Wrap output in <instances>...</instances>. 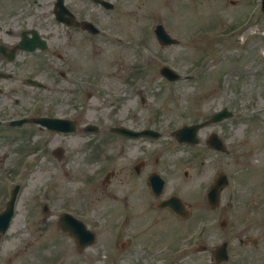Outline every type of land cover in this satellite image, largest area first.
I'll return each mask as SVG.
<instances>
[{"label": "rangeland", "instance_id": "374dc122", "mask_svg": "<svg viewBox=\"0 0 264 264\" xmlns=\"http://www.w3.org/2000/svg\"><path fill=\"white\" fill-rule=\"evenodd\" d=\"M148 3H150V7H148ZM253 4L254 1L250 4V0H234V4H231V0H188L186 3L179 0H140L134 2L132 6L119 9V12L127 13L123 14L118 22L121 29L137 32L141 26L147 25L148 13H152L164 16L173 27L172 29L182 35L183 44L170 46L171 48L165 50L163 56L173 60V64L182 74L186 72L194 74V79L174 82L168 86L167 82H162L156 76V82L153 81L147 87V104L142 107L143 116L153 114L155 116L154 126L160 127L164 135L172 127L201 119L202 116L209 115L224 104H229L230 108L243 114L240 119H233L232 122L227 120L225 125L224 122L221 124L223 126L222 134L226 135L230 141L229 144L235 147L236 151L233 152V155L241 157V154L243 156L247 154V160L250 163L244 174L239 177L238 175L243 173L241 168H245L246 163H239L240 168V166L233 165L235 161L232 159L227 160L229 174L237 176L238 181L234 180L226 191L235 190L237 185L238 199H234V202L224 203L226 210L223 206L201 214L200 199L196 197L195 193L187 192V189H191V185L194 186V189L198 188V183L202 178V172H197L199 167H196L194 174L192 173L187 179L186 189L180 192L191 209L188 219L181 222H186L183 224L188 225L189 222L198 223L202 217L209 220L202 230L201 238V243L207 244L209 250L188 252L180 256L177 264H213L211 249L216 246L218 241L226 237H230L232 241L231 251L233 253V259L227 264H264V211L262 205L264 195V71H259L263 62L264 37L261 31L254 34L258 28H263L264 16L261 15L254 19L251 24L245 22L247 13ZM129 12L132 14H128ZM231 26H235L232 35L225 32V29ZM251 26L253 27L247 34H244L249 39L242 43V34L238 33ZM243 46L246 49L240 52L239 49ZM154 47L160 51L157 45L154 44ZM224 47L226 50L223 53ZM258 59L261 61L257 62ZM220 80L222 84H220ZM92 103L94 109L105 110L103 105L96 100H93ZM254 111H261V113L251 114ZM96 115L94 114L93 121H95ZM60 141L62 142L63 139ZM76 141L78 140L68 139V143ZM140 142H142V147L152 145L146 139H142ZM135 143L132 141L131 146ZM68 149L72 154L69 168L71 170L84 168V171H81V177H78L77 173L75 175L73 173L71 177L74 179H72L65 173L64 168L60 166L59 158L55 153L52 154V149H49L39 166L24 178L25 186L22 199L18 204L19 210L14 217L9 236L0 244L5 245L7 249L10 248L13 252L29 240L26 253H14L16 254L12 259L14 264L20 261L43 264V255H49L51 252L46 248V253L40 250L42 248L37 243L41 242L33 234L31 228L34 226L33 221L27 215L33 191H43L44 195L51 196L54 199V207L59 206L60 202L57 198L87 197L95 190L103 191L104 186L101 188L95 186L94 183L88 185L86 182V179L88 181L91 177L93 166H90L86 159H82V154L73 150L71 146H68ZM13 152L14 163L15 149ZM102 155L103 152L97 153L98 157ZM180 155V152L173 153L175 159L173 170L171 169V172L167 173L168 191L176 182L180 181L182 159ZM225 158L226 156H223L226 163ZM102 160L104 164L109 163L108 158H102ZM84 162L86 165L81 167ZM204 166L210 172L208 176L215 172L213 165ZM1 168L6 169V166L0 163V171H4ZM115 171L114 177L112 176V187L115 188L114 191L121 193L127 188L124 181L120 185V178L125 173L118 168ZM8 183L9 180L3 181L5 187ZM138 207L135 209V221L148 223L152 215L151 222L154 224L150 228L143 225L137 231L139 243L149 245L152 251L160 250L170 244L168 234L172 235L174 228H168V225L172 226L170 224L175 222L176 217L167 210H153L151 213L144 214L145 209L142 211ZM223 214L228 218L229 227L227 229L220 226L213 227L212 221L218 220L219 223ZM95 215L98 216L96 212ZM100 221L102 222L101 219ZM34 223L36 224L38 221ZM184 229L187 230V227L185 226ZM186 232L191 231L187 230ZM244 235H255L260 239V247L254 248L252 244H249L252 237L249 239ZM171 245L174 246L173 243ZM78 264L81 263L78 261Z\"/></svg>", "mask_w": 264, "mask_h": 264}, {"label": "flooded vegetation", "instance_id": "af4514ba", "mask_svg": "<svg viewBox=\"0 0 264 264\" xmlns=\"http://www.w3.org/2000/svg\"><path fill=\"white\" fill-rule=\"evenodd\" d=\"M103 1L106 3L96 0H0V163L6 166V169L1 168L4 170L0 171L1 176L13 174V149L16 152L14 162L20 163L27 157L36 156L37 163L40 157H45L46 148L52 147L60 162L67 165L72 160L68 146L85 156V159L98 150L106 151L105 136L94 137L90 131L92 127L88 126L91 121L86 120L94 114H108L110 116L106 117L112 119L118 115V125L141 128L142 121L138 114H141V101L145 96L142 86L152 84L157 65L161 68L169 61L170 58L163 54L171 47L161 46L155 31L150 27L146 26L145 30L137 32L121 29L118 22L127 13H121L119 9L132 6L139 0ZM63 5L71 11L69 13L66 9L64 16L70 17L73 22L78 20L83 24L85 21H103L107 29L94 32L74 24L68 26L58 22L54 12ZM43 21L50 29L61 30L45 36L39 29ZM32 29H37L47 39L49 51L42 48L23 50L21 39L32 36ZM39 39L27 40V46H36ZM153 43L161 49L160 52ZM143 45L149 48L151 55L145 65L140 62V48ZM33 80L37 82L31 83ZM92 100L102 104L105 110L94 109ZM51 117L72 120V124L77 126L76 132L63 133L48 127L45 119ZM23 118L29 120L19 125L14 123ZM75 134L86 137L81 136V141L68 143L70 136V139H77L73 137ZM112 135L115 136L114 140L118 137L119 145L128 149L127 154L119 157V169L125 173L120 178V185L124 181L127 188L121 193L114 191L112 172L108 176L110 181L105 185V191L95 190L87 198L66 197L64 204L68 209L73 204L81 205L83 209L101 203L114 207V201L122 199L121 211H125L129 218L140 203L137 193L142 172L151 161L147 150L152 152V149L142 148L139 139ZM132 141L136 143L131 146ZM142 154L144 158H141ZM159 160L160 157L155 158L149 173ZM31 163L34 165V160H29ZM6 201L7 197L0 193V211ZM28 210L35 214L37 207L31 206ZM60 218L61 212L56 222L59 230L62 228ZM142 225L128 222L122 230L128 227L129 231H133ZM62 236L67 264H73L74 235L66 231ZM127 239L130 240L131 235H127ZM150 251L151 247L146 254L139 253L142 260L148 258ZM2 258L5 256L0 255V264L12 263L10 257H6L8 260Z\"/></svg>", "mask_w": 264, "mask_h": 264}, {"label": "water", "instance_id": "95a60500", "mask_svg": "<svg viewBox=\"0 0 264 264\" xmlns=\"http://www.w3.org/2000/svg\"><path fill=\"white\" fill-rule=\"evenodd\" d=\"M214 119H215V118H214ZM199 126H200V124H197L196 126H194L195 130H196ZM147 132H149V131L142 132V134H143V133H147Z\"/></svg>", "mask_w": 264, "mask_h": 264}]
</instances>
